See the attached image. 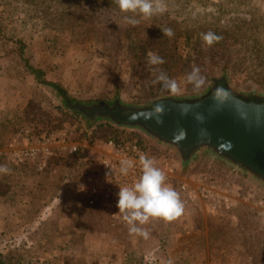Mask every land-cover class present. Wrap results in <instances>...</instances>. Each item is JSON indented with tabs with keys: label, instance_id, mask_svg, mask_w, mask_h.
<instances>
[{
	"label": "rangeland",
	"instance_id": "1",
	"mask_svg": "<svg viewBox=\"0 0 264 264\" xmlns=\"http://www.w3.org/2000/svg\"><path fill=\"white\" fill-rule=\"evenodd\" d=\"M162 2L164 13L136 15L133 25L116 0H0V166L9 169L0 172V252L11 264H264V187L207 153L182 165L143 131L84 116L64 99L141 105L201 94L225 76L264 93V0ZM216 28L230 32L209 45L203 36ZM150 55L164 63L150 64ZM21 59L44 73L30 74ZM193 68L199 88L187 80ZM160 72L178 92L157 81ZM104 122L130 130L128 141L154 159L184 204L172 221L138 225L147 238L129 234L98 193L79 191L111 151ZM73 167L78 182L66 180ZM205 187L213 199L200 195ZM58 188L65 193L55 196Z\"/></svg>",
	"mask_w": 264,
	"mask_h": 264
},
{
	"label": "water",
	"instance_id": "2",
	"mask_svg": "<svg viewBox=\"0 0 264 264\" xmlns=\"http://www.w3.org/2000/svg\"><path fill=\"white\" fill-rule=\"evenodd\" d=\"M64 99L84 116L143 131L172 149L182 165L207 153L264 187L263 92L239 90L225 76L216 77L201 94L165 95L141 105L120 98Z\"/></svg>",
	"mask_w": 264,
	"mask_h": 264
},
{
	"label": "clouds",
	"instance_id": "3",
	"mask_svg": "<svg viewBox=\"0 0 264 264\" xmlns=\"http://www.w3.org/2000/svg\"><path fill=\"white\" fill-rule=\"evenodd\" d=\"M116 2L122 12L133 14L125 17L126 21L133 25L138 23L135 19L136 15L150 18L166 11V5L162 0H116ZM161 30L163 35L169 37L173 35L170 28ZM203 39L210 45L219 37L213 33H207L204 34ZM149 63L160 65L164 63V60L160 56L150 55ZM199 72L198 68H193L187 76L188 83L193 84L196 88L204 83V79L199 75ZM157 81L173 93L179 91L177 82L170 79L164 72H160ZM119 165V172L124 176H127L136 167L130 158L121 159ZM139 165L141 174L138 178L131 185L119 187L116 193V207L123 214V220L129 226V234L147 238L148 231L138 225H144L150 219L155 218L172 221L183 214L184 204L175 188L166 183V174L156 166L154 159L147 155H140ZM8 171L9 169L6 166H0V172L7 173Z\"/></svg>",
	"mask_w": 264,
	"mask_h": 264
},
{
	"label": "built area",
	"instance_id": "4",
	"mask_svg": "<svg viewBox=\"0 0 264 264\" xmlns=\"http://www.w3.org/2000/svg\"><path fill=\"white\" fill-rule=\"evenodd\" d=\"M108 145L111 147V151L106 153L105 157L100 160V164L96 165V174L85 176L78 184L79 191L84 196L86 193H98L97 196H101L103 205L109 210L108 213L112 218H115L119 223H125L123 216L120 214L119 209L116 207V193L119 187L124 185H131L136 178L141 174L139 165V156L145 155L142 151L141 145L137 142L121 141L116 142L110 140ZM30 153V152H28ZM22 158H18L22 160ZM130 158L135 163L136 167L130 171L127 176L121 175L119 172V162L121 159ZM98 174V176H97ZM185 189V185H183ZM215 192L212 188H204L200 195L207 199H213ZM196 195H194L195 197ZM193 198V197H192ZM93 204L94 199L89 201ZM116 212V213H115Z\"/></svg>",
	"mask_w": 264,
	"mask_h": 264
},
{
	"label": "trees",
	"instance_id": "5",
	"mask_svg": "<svg viewBox=\"0 0 264 264\" xmlns=\"http://www.w3.org/2000/svg\"><path fill=\"white\" fill-rule=\"evenodd\" d=\"M161 33L162 30L160 31ZM229 33L230 31L227 29V30H224V29H219V28H216V29H212V30H209V33H213L215 36L217 37H223L224 33ZM208 32H205V34H207ZM168 40V39H167ZM224 40V39H223ZM216 40H214L213 42H215ZM200 43V40H197L196 44ZM146 45V43H141L140 42V47L141 48H144ZM214 46L216 45H219V42H217L216 44H213ZM22 50V48H21ZM162 52V51H161ZM256 54V53H255ZM255 56V55H254ZM186 59L187 61H191L196 64V65H200L202 62H203V59H200L198 55H195L193 54H187L186 55ZM22 62H23V68L26 67V70L31 74H41V73H44V71L42 70H39V69H33L31 65H29L26 60L24 61V59H21ZM229 64V63H228ZM228 66V65H227ZM226 64H225V67H227ZM38 72V73H37ZM99 127H100V130L101 132L105 133L106 135L102 134L103 136H106V140H114L116 142H121V141H128L130 138L128 136H130L132 133H130L129 131L130 130H127V129H123V128H118V127H115L114 125H112L111 123L109 122H104V123H101L99 124ZM100 137V136H98ZM82 157H83V153L81 154ZM79 165V164H78ZM78 165H77V168H78ZM79 174V173H78ZM76 174V169L73 167L72 171H70V174H68V178L66 179L67 181H72L74 179V175L78 176L76 179V182H78L79 178L81 177V175H78ZM77 185V184H76ZM65 193V190L64 189H60L58 188V190L56 191L55 193V196L56 195H60V194H64ZM80 196V195H79ZM54 199V197H53ZM58 199V198H57ZM53 203V202H52ZM47 210L48 209V205H46V208H44L43 210ZM42 209H40L41 211ZM38 216V215H37ZM0 264H11L8 259H7V255H5L4 253H1L0 252Z\"/></svg>",
	"mask_w": 264,
	"mask_h": 264
},
{
	"label": "crops",
	"instance_id": "6",
	"mask_svg": "<svg viewBox=\"0 0 264 264\" xmlns=\"http://www.w3.org/2000/svg\"><path fill=\"white\" fill-rule=\"evenodd\" d=\"M125 228H126V229H128V228H129V226H128V227H125ZM174 248L176 249V248H177V246H176V245H174ZM174 248H173V249H174ZM157 249H158V248H157ZM171 249H172V248H171Z\"/></svg>",
	"mask_w": 264,
	"mask_h": 264
}]
</instances>
